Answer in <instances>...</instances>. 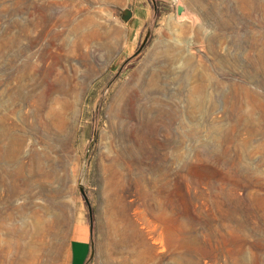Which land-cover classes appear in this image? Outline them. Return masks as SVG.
I'll use <instances>...</instances> for the list:
<instances>
[{
  "label": "rangeland",
  "instance_id": "374dc122",
  "mask_svg": "<svg viewBox=\"0 0 264 264\" xmlns=\"http://www.w3.org/2000/svg\"><path fill=\"white\" fill-rule=\"evenodd\" d=\"M154 1L0 0L1 264H264V0Z\"/></svg>",
  "mask_w": 264,
  "mask_h": 264
},
{
  "label": "crops",
  "instance_id": "0c3cea01",
  "mask_svg": "<svg viewBox=\"0 0 264 264\" xmlns=\"http://www.w3.org/2000/svg\"><path fill=\"white\" fill-rule=\"evenodd\" d=\"M134 1V8H133V20L138 21V20H144L147 19L149 16L148 13V3L147 0H133ZM153 4L155 5V1L152 0ZM75 238H73L72 240H74ZM78 241L82 242V243H86L87 240L86 239H82V238H76ZM68 264H72V253L70 250V255H69V262Z\"/></svg>",
  "mask_w": 264,
  "mask_h": 264
},
{
  "label": "water",
  "instance_id": "95a60500",
  "mask_svg": "<svg viewBox=\"0 0 264 264\" xmlns=\"http://www.w3.org/2000/svg\"><path fill=\"white\" fill-rule=\"evenodd\" d=\"M177 14H179V15H181V14H185V13H188L189 12V10L187 9V8H185L184 7V5L183 4H181V3H179L178 5H177ZM148 34V33H147ZM144 42L145 41H143L142 43H141V45H140V48L143 46V44H144ZM139 48V49H140ZM138 49V50H139ZM80 187V191H81V193L84 195V193H83V189H82V187H81V185L79 186ZM84 198H85V200H86V197L84 196ZM89 216H90V227H92V225H93V218H92V212H91V209L89 208Z\"/></svg>",
  "mask_w": 264,
  "mask_h": 264
},
{
  "label": "bare ground",
  "instance_id": "6f19581e",
  "mask_svg": "<svg viewBox=\"0 0 264 264\" xmlns=\"http://www.w3.org/2000/svg\"><path fill=\"white\" fill-rule=\"evenodd\" d=\"M120 230V229H119ZM112 232V231H111ZM19 237V236H18ZM32 255V254H31ZM1 264V263H0Z\"/></svg>",
  "mask_w": 264,
  "mask_h": 264
},
{
  "label": "trees",
  "instance_id": "16d2710c",
  "mask_svg": "<svg viewBox=\"0 0 264 264\" xmlns=\"http://www.w3.org/2000/svg\"><path fill=\"white\" fill-rule=\"evenodd\" d=\"M85 262V261H84Z\"/></svg>",
  "mask_w": 264,
  "mask_h": 264
}]
</instances>
